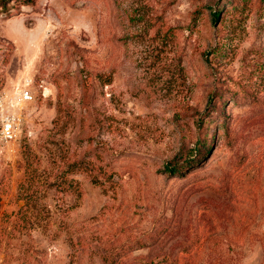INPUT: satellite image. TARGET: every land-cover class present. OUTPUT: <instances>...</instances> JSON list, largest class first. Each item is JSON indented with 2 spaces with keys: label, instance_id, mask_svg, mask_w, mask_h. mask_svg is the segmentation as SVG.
Instances as JSON below:
<instances>
[{
  "label": "rangeland",
  "instance_id": "obj_1",
  "mask_svg": "<svg viewBox=\"0 0 264 264\" xmlns=\"http://www.w3.org/2000/svg\"><path fill=\"white\" fill-rule=\"evenodd\" d=\"M0 102V264H264V0H0Z\"/></svg>",
  "mask_w": 264,
  "mask_h": 264
},
{
  "label": "built area",
  "instance_id": "obj_2",
  "mask_svg": "<svg viewBox=\"0 0 264 264\" xmlns=\"http://www.w3.org/2000/svg\"><path fill=\"white\" fill-rule=\"evenodd\" d=\"M34 96L28 88L19 92V98L12 106L32 102ZM0 102V106H2ZM21 115L11 111H0V142L4 145L11 144L17 141L21 129Z\"/></svg>",
  "mask_w": 264,
  "mask_h": 264
},
{
  "label": "trees",
  "instance_id": "obj_3",
  "mask_svg": "<svg viewBox=\"0 0 264 264\" xmlns=\"http://www.w3.org/2000/svg\"><path fill=\"white\" fill-rule=\"evenodd\" d=\"M229 9H231V8H229ZM221 11L222 10H218L217 12H215L213 15H214V18L217 20L218 18H219V16H220V14H221ZM199 144H200V148H199V150L200 151H202V150H205L207 147H208V145H207V141H206V139H201V140H199ZM209 148V147H208ZM72 167H75V165H73V166H71V168ZM181 167V166H180ZM179 167V168H180ZM178 167H174V168H170V172L171 173H177V171H178V169H179ZM73 186H75V185H73ZM78 185H76L75 187H76V189L78 188L77 187Z\"/></svg>",
  "mask_w": 264,
  "mask_h": 264
}]
</instances>
